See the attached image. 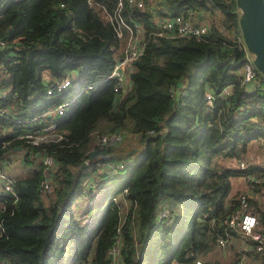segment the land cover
<instances>
[{
    "label": "trees",
    "instance_id": "16d2710c",
    "mask_svg": "<svg viewBox=\"0 0 264 264\" xmlns=\"http://www.w3.org/2000/svg\"><path fill=\"white\" fill-rule=\"evenodd\" d=\"M164 2L172 13L190 8L201 15L206 32L147 38V13L123 3V19L140 22L145 40L116 93L107 77L124 43L107 18L116 0H0V92L8 94L0 98V162L21 153L24 170L13 176L15 202L0 190L5 264H109L115 239L120 264H264V249L238 232L223 251L215 249L216 238L230 232L223 208L229 178L253 177L256 194L264 184V166L247 155L253 143L264 145V78L254 70L255 84L241 85L234 0ZM65 77L66 89L45 92L48 82ZM173 86L180 88L174 96ZM64 99L61 115L42 117L63 130L59 141L31 146L16 137ZM95 132L135 134L139 147L98 144ZM45 154L53 159L46 172ZM106 163L122 168L102 174ZM80 195L88 204L76 210ZM249 203L264 236V194ZM176 204L178 217L155 220L158 207Z\"/></svg>",
    "mask_w": 264,
    "mask_h": 264
},
{
    "label": "built area",
    "instance_id": "2783aa9c",
    "mask_svg": "<svg viewBox=\"0 0 264 264\" xmlns=\"http://www.w3.org/2000/svg\"><path fill=\"white\" fill-rule=\"evenodd\" d=\"M89 2L91 0H88ZM125 3L128 7L138 8L141 11L147 13L150 21L151 29L147 33L146 37H199L207 30V26L204 21L196 19L195 11L190 8L183 9L177 13H172L166 6L164 0H116L114 10L108 13L107 18L112 23L115 35L117 38H123V48L121 55L115 58L112 68L107 77L112 78L114 81L113 90L118 93L121 91L127 82V73L131 68V62L136 59L142 52L144 44V31L142 24L138 21H126L122 16V6ZM127 17L130 20L129 14ZM123 28L125 32H123ZM6 38L0 37V48L5 47ZM242 44V43H241ZM243 46V45H242ZM244 55L240 62V80L241 85L245 89L251 88L255 84V72L251 63V57L248 55L243 47ZM47 79V78H46ZM70 83V79L65 77L58 82H48L45 87V92L50 94L54 91H60L66 89ZM173 86L170 90V94L174 96L179 87ZM79 89L78 91H80ZM221 96L228 94L227 87L222 88L220 92ZM6 91L0 92V98H7ZM205 102L209 104L211 102V93H204ZM69 99H64L49 109L35 115L30 119L32 124L31 129L27 130L23 134H19L16 137L23 139L25 143L31 146H36L44 142H56L62 138L63 130L56 128L54 121L42 122V117L45 115L59 116L66 108ZM2 112V111H0ZM95 141L98 144H115L121 140V133L117 132H95ZM261 164L264 166V145L261 147ZM43 171H48L53 165V159L50 155L45 154L40 159ZM10 161L4 160L0 162V190L10 195L11 201L15 202L17 195L13 190V176L8 172ZM240 168H245L247 162L238 161ZM105 169H120L122 165L106 163L102 166ZM101 167V168H102ZM247 178V177H246ZM248 183H246L244 189L233 190L223 203L225 214V228L230 232L225 231L223 236H219L215 241V248L223 251L228 242L232 240V234L238 232L242 236H247L255 242L254 249L260 251L264 249V236L260 234L258 222L253 213V209L250 207V199L256 198L259 194H264V184L258 188V193L254 192V178L248 177ZM264 181V176L260 178ZM246 181V180H245ZM92 185V183L90 182ZM42 188L48 190L47 182L41 183ZM173 212L167 206L158 207L155 211V220L157 222L161 220H169L172 218ZM86 217H82L81 221H85ZM3 233V227L0 223V235ZM119 241L115 239V242L107 249L108 256H110L109 264H120L118 259L119 254ZM0 264H5L0 260ZM193 264H202L199 259L194 260ZM239 264H244L240 260Z\"/></svg>",
    "mask_w": 264,
    "mask_h": 264
},
{
    "label": "water",
    "instance_id": "95a60500",
    "mask_svg": "<svg viewBox=\"0 0 264 264\" xmlns=\"http://www.w3.org/2000/svg\"><path fill=\"white\" fill-rule=\"evenodd\" d=\"M234 5L240 41L254 69L264 78V0H234Z\"/></svg>",
    "mask_w": 264,
    "mask_h": 264
},
{
    "label": "rangeland",
    "instance_id": "374dc122",
    "mask_svg": "<svg viewBox=\"0 0 264 264\" xmlns=\"http://www.w3.org/2000/svg\"><path fill=\"white\" fill-rule=\"evenodd\" d=\"M214 21L217 22V16H214ZM132 138V139H130ZM138 136L135 135V134H122V138L119 142H117L115 144V147L117 149H124L126 150L128 147H132L133 149L137 150L139 145H138ZM263 146V145H262ZM261 145H258L257 143H253L252 145H250L249 147V151H247V155L252 159V161L254 162H258L260 163L261 162V153H260V150H261ZM18 147V146H17ZM19 149V148H17ZM21 154V153H20ZM220 162H222L223 164L225 165H235V161L233 159H220L219 160ZM243 161L244 163L247 162V161H244V160H241ZM99 169V172L102 173V174H112L114 172H117L116 170H111V169H105V168H98ZM93 187H96V183L93 181ZM100 187V186H99ZM235 190H237L236 188H234ZM94 190V189H93ZM98 191V190H97ZM97 191H96V195H97ZM87 199H86V196L85 195H80L76 201H75V205H76V210H80V209H83L88 203H87ZM166 206V205H165ZM168 207V206H167ZM169 208V207H168ZM171 210V209H170ZM93 211V208H89L88 209V213ZM173 212V216L172 218L174 217V215H176L178 217L179 213H180V206L178 204L176 205H173L172 207V210ZM77 212V211H76ZM78 214H80V211L77 212ZM172 218L169 219V221L171 220L172 221ZM220 251V250H219ZM201 261V260H200ZM248 262L250 263V261L246 260L245 263ZM247 264V263H246Z\"/></svg>",
    "mask_w": 264,
    "mask_h": 264
},
{
    "label": "crops",
    "instance_id": "0c3cea01",
    "mask_svg": "<svg viewBox=\"0 0 264 264\" xmlns=\"http://www.w3.org/2000/svg\"><path fill=\"white\" fill-rule=\"evenodd\" d=\"M200 16V17H199ZM198 16V19H200V21H205V20H203L202 19V17H201V15H199ZM122 48H123V45H121L120 46V50H121V52H122ZM121 55V54H120ZM120 55H118L117 57H119ZM46 78H47V75H46ZM130 139H132V138H130ZM92 141H93V136H92ZM20 149V148H19ZM15 156H17V155H15ZM20 156H21V154H19V156H18V158H16V159H18V160H11L10 159V165H9V167H8V172L10 173V175H12V176H15L16 174L18 175V174H23L24 173V170L22 169V167H21V163H22V160L20 159ZM245 185H246V181L243 179V178H240V177H237V178H232V177H230L229 178V190H228V193H227V196L233 191V190H235L234 188H239V189H244L245 188ZM238 190V189H237ZM119 196H121V195H119ZM81 215V214H80ZM216 249V248H215ZM217 250V249H216ZM219 251V250H218ZM200 260V259H199ZM241 261L242 262H244V264H246L245 263V261H244V259H241Z\"/></svg>",
    "mask_w": 264,
    "mask_h": 264
}]
</instances>
